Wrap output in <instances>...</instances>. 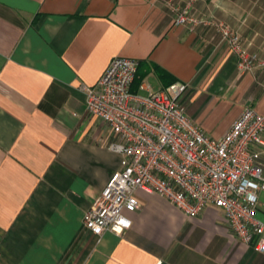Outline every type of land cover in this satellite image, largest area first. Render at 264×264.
Here are the masks:
<instances>
[{
    "label": "crops",
    "instance_id": "obj_1",
    "mask_svg": "<svg viewBox=\"0 0 264 264\" xmlns=\"http://www.w3.org/2000/svg\"><path fill=\"white\" fill-rule=\"evenodd\" d=\"M241 1L234 28L264 58V0ZM116 56L139 62L135 93L186 83L188 115L215 138L246 106L264 114V67L240 74L216 32L175 25L166 0H0V264H264L221 209L191 218L141 190L129 229L86 228L123 157L80 85Z\"/></svg>",
    "mask_w": 264,
    "mask_h": 264
},
{
    "label": "built area",
    "instance_id": "obj_2",
    "mask_svg": "<svg viewBox=\"0 0 264 264\" xmlns=\"http://www.w3.org/2000/svg\"><path fill=\"white\" fill-rule=\"evenodd\" d=\"M166 5L175 25L216 32L237 57L240 74L264 67V58L250 51L228 23L198 17L192 3L166 0ZM138 65L136 59L116 56L95 85H80L87 110L117 136L110 149L123 157L121 168L86 211V228L99 237L129 229L128 214L141 207V190L167 199L191 218L216 206L241 242L264 253V221L257 215L264 191V114L246 106L230 129L215 138L188 115L182 99L186 83L174 82L147 95L133 92Z\"/></svg>",
    "mask_w": 264,
    "mask_h": 264
},
{
    "label": "rangeland",
    "instance_id": "obj_3",
    "mask_svg": "<svg viewBox=\"0 0 264 264\" xmlns=\"http://www.w3.org/2000/svg\"><path fill=\"white\" fill-rule=\"evenodd\" d=\"M188 3H192V11L198 17L224 21L233 28L236 13L237 15L240 14V9L244 4L241 0H185V2L179 4L185 6ZM261 3L264 5V2Z\"/></svg>",
    "mask_w": 264,
    "mask_h": 264
}]
</instances>
